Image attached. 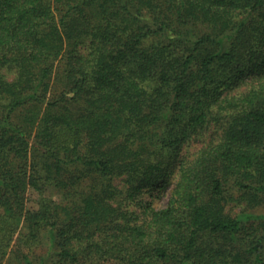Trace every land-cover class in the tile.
Instances as JSON below:
<instances>
[{
    "label": "trees",
    "instance_id": "obj_1",
    "mask_svg": "<svg viewBox=\"0 0 264 264\" xmlns=\"http://www.w3.org/2000/svg\"><path fill=\"white\" fill-rule=\"evenodd\" d=\"M263 204L264 0H0V264H264Z\"/></svg>",
    "mask_w": 264,
    "mask_h": 264
},
{
    "label": "rangeland",
    "instance_id": "obj_2",
    "mask_svg": "<svg viewBox=\"0 0 264 264\" xmlns=\"http://www.w3.org/2000/svg\"><path fill=\"white\" fill-rule=\"evenodd\" d=\"M87 46L82 48V53H87ZM9 80H13L14 76L12 72L7 74ZM247 86L242 87L238 90V92H245L247 90ZM221 126L218 124H213L209 126L206 130L194 135L183 147L180 160L186 163L193 162L198 155L207 148L210 144L216 143L221 136ZM120 188L123 189L124 193L117 199L118 205L120 207L130 210L134 213H137L139 219L141 221L147 220L154 210H159L166 207L170 192L169 191H160L158 189H146L142 194L138 195L135 199L127 198V185L121 179L117 180L116 183ZM232 193L236 194L235 191L231 190ZM49 196L52 197L53 200L60 202L63 199V194L57 189H51L49 191ZM29 210H37L38 203L37 197L30 195V201L28 202ZM228 213L233 217H239L242 215L241 206H237L232 203L228 207ZM247 213L263 217L264 216V204L258 208L249 210L247 209Z\"/></svg>",
    "mask_w": 264,
    "mask_h": 264
}]
</instances>
